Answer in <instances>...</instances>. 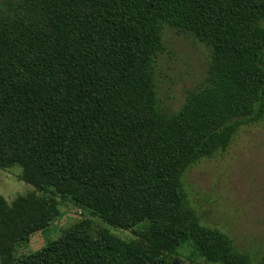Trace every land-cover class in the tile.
<instances>
[{"label": "trees", "instance_id": "16d2710c", "mask_svg": "<svg viewBox=\"0 0 264 264\" xmlns=\"http://www.w3.org/2000/svg\"><path fill=\"white\" fill-rule=\"evenodd\" d=\"M166 25L211 49L175 112L156 81ZM263 119L264 0H0V169L35 187L0 193L1 264H174L187 244L209 263L264 264L203 224L183 183ZM70 204L105 225L84 217L15 255Z\"/></svg>", "mask_w": 264, "mask_h": 264}, {"label": "rangeland", "instance_id": "374dc122", "mask_svg": "<svg viewBox=\"0 0 264 264\" xmlns=\"http://www.w3.org/2000/svg\"><path fill=\"white\" fill-rule=\"evenodd\" d=\"M164 43L165 50L156 59V81L162 105L175 112L188 91L203 82L211 49L168 25L164 29ZM21 172L19 165L0 169V193L10 203L18 195L35 189L19 178ZM183 183L203 224L229 234L239 250L254 258L264 255V119L242 127L226 152L191 166ZM61 210L62 215L47 229L35 233L30 241L21 242L15 255L43 248L84 217L93 218L98 226L105 225L87 209L70 204ZM108 228L122 238L134 237L130 230ZM193 250L189 244L181 248L182 257L174 259V264H221L200 259L193 255Z\"/></svg>", "mask_w": 264, "mask_h": 264}]
</instances>
